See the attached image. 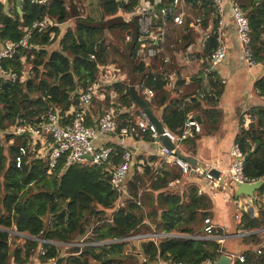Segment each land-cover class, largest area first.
Here are the masks:
<instances>
[{
  "label": "trees",
  "instance_id": "1",
  "mask_svg": "<svg viewBox=\"0 0 264 264\" xmlns=\"http://www.w3.org/2000/svg\"><path fill=\"white\" fill-rule=\"evenodd\" d=\"M74 1L24 0L21 13H6L0 3L1 41L17 43L24 35L23 28H30L33 22L45 18L51 21L40 30L33 28L29 44L18 47L14 54L1 60L5 74L0 75V264H31L36 255L41 264H156L159 258L164 262L197 264L206 258L218 259L221 250L214 239L167 235L157 239L124 240L131 234L155 231L197 234L202 232L205 218L210 217L212 198L206 192H199L196 182L185 179L181 182V177L187 175L180 176L162 156L153 154L146 158L132 153L133 164L123 183L124 192L120 194L115 193L109 183L106 164L73 163L58 174L60 164L56 171L49 173L44 158L35 156V151L29 149L26 136L5 133L17 122H41L49 110L63 112L78 106L79 92L98 79L104 65L121 69L123 78L102 85L104 97H93L91 106L97 107L99 115L112 108L120 125L134 123L141 110L129 87L141 82L154 94L148 99L144 89L137 88L139 94L146 99L151 111L159 114L166 129L177 133L190 112L201 116L200 132L182 142L189 143L192 138L216 130L221 112L214 98L219 94L221 82L212 69L209 89L203 87L202 97L198 91V98L186 102L173 98L168 70L175 67L174 59L163 61L162 51L157 52L149 64L137 58V21L130 24L112 19L105 26L91 24L98 18L103 20L104 15H115L118 12L116 0H98L102 7L98 17L86 16L83 20L77 19L72 26L66 25L72 16L70 2L77 9L82 5ZM186 1L196 7L193 14L205 17V27L208 18L212 19L210 37L196 54L197 58H208L217 47L218 14L212 0ZM232 1L248 18L255 62H263L264 0ZM121 5L131 11L137 0H127ZM64 24L66 27L62 30ZM181 28L183 37L192 39V29L186 25ZM106 32L111 33L110 38ZM55 41L57 44L53 45ZM157 45L160 47L161 40ZM10 73L16 74L15 79L7 76ZM254 87L264 94V76L255 81ZM251 112L257 116V121L247 128L241 126L235 142L244 155L251 152L244 160L243 170L256 181L264 179V106L253 107ZM90 113L89 109L85 114L86 124L94 125ZM10 139L12 142L7 143ZM20 145L27 146L28 152L16 166L15 155ZM110 145L114 149L111 162L121 163L126 148L115 143ZM175 179H179L178 182L169 185V181ZM119 195L121 203L116 204ZM255 196L259 199L264 196V183L255 191ZM239 224L246 231L264 227V201L257 208V214L244 210ZM13 228L28 236L13 234L10 231ZM44 230L43 240L47 242L34 239ZM82 236L89 244L69 247L67 256L62 255L63 245L51 242H70ZM259 236V233L245 236V241L260 244L261 248L254 254L246 251L240 264H264V240ZM94 242L99 244H91ZM129 247L136 250L127 252ZM39 248L45 252L41 254Z\"/></svg>",
  "mask_w": 264,
  "mask_h": 264
},
{
  "label": "built area",
  "instance_id": "2",
  "mask_svg": "<svg viewBox=\"0 0 264 264\" xmlns=\"http://www.w3.org/2000/svg\"><path fill=\"white\" fill-rule=\"evenodd\" d=\"M120 5L127 0H116ZM213 6L218 14V26H217V47L214 49L208 62L211 67H217L225 58L226 48L222 40L221 31L225 14L226 6L229 7L234 27L236 31L237 40L240 46V51L244 57L247 66H253L256 64L253 53L250 47V27L249 21L244 14L241 7L232 0H212ZM192 2L186 0H137V5L131 11H126L120 7L122 19L125 22L138 23V47L136 56L138 59L146 64L151 63V59L155 54L161 51L157 45L159 40L165 37L166 30L169 23L177 26H187L188 28L201 29L205 17L203 15H192L188 12V5ZM167 16V17H165ZM48 23H51L48 18L40 21H35L30 28H23L24 35L17 43L11 41H5L0 48V75H4L5 72L1 67V60L5 57H9L16 52L18 47H26L29 44V37L33 28L39 30L44 28ZM204 28V27H203ZM212 29V19L208 18L206 28L202 33V38L199 43V47L203 48L207 39L210 37ZM188 50H194L195 45L193 42L188 43ZM163 61L167 62V59L163 58ZM101 74L96 81L89 83L83 90L79 92L78 106H72L70 109L60 112L49 110L42 121L39 123H15L5 130L6 134L16 136H26L29 141V149L35 151V156H40L48 164V172L56 171L61 164L60 172L67 166L73 163L82 165H103L106 164V172L109 175V183L115 193L124 192L123 183L126 180L132 161V152L126 148L123 140L132 137L147 136L156 142L161 154L165 161L171 163L180 176L188 175L195 168L184 159L174 154V149H169L164 146L159 139L160 134L157 131L155 123L150 120L144 112H140L134 123H127L120 125L116 116V113L112 108H108L102 114H100L94 125L86 124L85 114L91 106L93 97H104L102 92V85L110 83L112 80H118L120 78L121 71L119 68L112 65H104L101 67ZM11 79H15L16 74L10 73L7 75ZM172 78L170 73L168 74V80ZM112 82V81H111ZM137 88H143L148 99L153 96V90L149 87L143 86L141 82L135 84ZM201 130L200 122L194 115L188 114L183 125L178 128V132H172L164 127L161 135L167 136L171 141L175 143V147L178 149V144L191 136L194 133H199ZM99 136H109L111 139L108 142H104L101 145H95L96 139ZM9 142V141H8ZM12 142V139H10ZM110 143H115L126 148L123 153V160L121 163L113 164L111 162L112 155L114 153L113 147ZM39 144V147L36 145ZM27 146L20 145L15 155L16 166H19L23 160V157L27 154ZM232 163L229 168V179L234 184L251 183L255 180L250 179L245 175L244 166V154L240 150L238 144L233 142L229 152ZM198 173L203 176L204 179L212 181L214 184H218L222 180L221 174L218 177L212 175L207 170L200 168ZM179 179L169 181V185L177 183ZM202 192V189H199ZM120 196V195H119ZM118 196V197H119ZM118 199V198H117ZM116 200V204H120ZM215 225L213 221L207 217L204 220L203 231L193 235L186 234H171V233H136L128 235L124 240H134L142 238H154L157 239L161 236H180L190 237L193 239L209 240L214 236ZM16 232V231H15ZM46 241L47 240H41ZM89 243L84 242L78 244V246L87 245ZM91 244H99L94 242ZM40 253L45 252L44 249L39 248ZM259 252V250H258ZM239 261L244 260V255L238 257ZM217 259L206 258L197 264H215ZM167 264H191L183 261L171 262Z\"/></svg>",
  "mask_w": 264,
  "mask_h": 264
},
{
  "label": "crops",
  "instance_id": "3",
  "mask_svg": "<svg viewBox=\"0 0 264 264\" xmlns=\"http://www.w3.org/2000/svg\"><path fill=\"white\" fill-rule=\"evenodd\" d=\"M45 1L47 0L42 2ZM0 3H2L6 13H14L15 11L21 13L22 4L17 6L16 0H0ZM120 7L121 5L118 3V12L110 18L122 17ZM186 8L192 15L193 11H196V7L194 8L192 3ZM73 9L75 10V6ZM69 10H71L70 7ZM203 27L191 30L192 39L187 40L183 37L181 26L169 23L166 36L161 40L160 49L164 58L168 61L172 57L175 64V67L171 66L168 70L172 75V78L168 80V85L171 88L170 96L183 99V102L193 97L198 98V91H200L199 96L202 97V94L205 93L203 87L206 90L209 89L210 65L208 58L196 57L197 51L201 49L199 43L204 31ZM221 36L226 48L225 58L217 67H211L216 78L221 82V85H218L219 94L214 98L217 102L216 107L221 112L217 128L212 132L203 133L199 138L190 139L189 143L181 141L178 144V150L195 159V163L191 164L195 170L187 176L181 177V182L184 179L185 181L196 182L199 189L201 188L212 198L209 218L213 221L217 233L211 239L216 240L221 255L227 254L230 257V264H240L242 262L239 261V256L245 255L246 251L252 254L258 253L261 248L260 244L245 241V236L259 233L261 240H264V227L249 231L239 227L242 213L247 210L251 215L257 214V208L261 206V201H264V196L259 199L255 196V192L252 195L239 194L236 196L235 184L230 181L228 175L232 163L229 152L233 142H235L239 128L241 126L247 128L250 123L257 121V116L251 112V108L264 106V94L254 87L255 81L264 76V61L253 66L246 65L228 6L225 9ZM190 42L194 43V50H188L185 47L186 43ZM3 44L4 41L0 40V48ZM119 76L122 79L123 73ZM211 90H216V88L211 87ZM133 107L134 105L131 106L134 111L135 107ZM89 109L94 122L99 115V110L94 106H90ZM154 114L160 119L158 113L155 112ZM190 114L199 115L192 112ZM110 140L109 136H99L95 145L98 146ZM123 142L128 150L134 148L136 149L134 153L143 154L146 158L153 154L163 157L159 145L154 143L150 137H128ZM175 149L177 148L175 147ZM200 168L218 170L222 180L216 185L212 181L204 179L198 173ZM12 233H15L14 230ZM155 233L159 232L155 231ZM171 234L180 233L172 232ZM167 263L159 258L156 264ZM31 264H40V262L35 258Z\"/></svg>",
  "mask_w": 264,
  "mask_h": 264
},
{
  "label": "water",
  "instance_id": "4",
  "mask_svg": "<svg viewBox=\"0 0 264 264\" xmlns=\"http://www.w3.org/2000/svg\"><path fill=\"white\" fill-rule=\"evenodd\" d=\"M23 0H16V4L17 6H21ZM33 2H42L43 0H31ZM71 8V7H70ZM71 13L73 15H76L75 10L72 8V10H70ZM78 20H83V18H81V16L77 17ZM112 19H119L121 21H123L121 16H115L109 20ZM124 22V21H123ZM130 24H132L130 22ZM129 91L131 93L132 98L135 101V104L140 108V110L142 112H144V114L150 119L152 120L156 127H157V131L160 134L159 139L162 142V144L166 147H168L169 149H174V154L177 155L178 157L184 159L185 161L189 162L190 164H194L195 163V159L192 158L191 156L185 155L183 153H181L178 149H175V143L173 141H171L167 136L161 135V133L163 132V124L161 122V120L151 111V109L148 106V103L146 101V99L141 96L138 92V90L136 89L134 84H131L129 87ZM195 118L201 122V117L199 115H195ZM155 143V142H154ZM133 153L136 151V149L132 148L130 149ZM251 155V152H248L244 155V160L248 159L249 156ZM131 164H133V161H131ZM212 175H214L215 177H218L220 175V172L214 168H211L209 170ZM264 183V179H259L256 180L254 182L251 183H244V184H235L236 187V196H238L239 194H244V195H252L262 184ZM201 231H203V228L201 229ZM44 234H45V230L41 233V235L39 237H34V239L36 240H43L44 238ZM215 264H230V257L227 254H222L217 260Z\"/></svg>",
  "mask_w": 264,
  "mask_h": 264
},
{
  "label": "rangeland",
  "instance_id": "5",
  "mask_svg": "<svg viewBox=\"0 0 264 264\" xmlns=\"http://www.w3.org/2000/svg\"><path fill=\"white\" fill-rule=\"evenodd\" d=\"M76 1H80V3L82 4V5H79V8L77 9V7H75V13H76V15H73L72 13V16L70 17V19H69V21H68V24H66V25H74L75 23H76V20H77V17L79 16H81V18H85L86 16H88V17H90V16H92V17H94V16H96V17H98L99 16V13H101V11H102V7H101V5L99 4V2H97L98 0H76ZM76 1H74V2H76ZM77 3V2H76ZM85 4V6H83ZM73 6H74V3H71L70 2V4H69V7H71V10H72V8H73ZM195 15V14H194ZM103 17V20H99L100 18H98L97 19V21H91V24H95V23H103L104 24V26H105V24H108L109 22V19H111L110 17H105V15L104 16H102ZM66 25L64 24V25H62L61 27H62V30L66 27ZM110 32H106V36L108 37V38H110ZM57 44V41H55L54 43H53V45H56ZM120 71H121V69H120ZM26 74V71L24 72V75ZM113 78H111V80H110V82L111 81H114V80H112ZM5 142V141H4ZM7 142V141H6ZM5 142V143H6ZM7 143H11L10 142V140H9V142H7ZM119 202L121 201V198H120V196L118 197V199H117ZM13 230H14V228L13 229H11L10 231H12L13 232ZM14 232H15V230H14ZM15 234H21V233H18L17 231L15 232ZM23 235H27V234H25V233H22ZM28 236V235H27ZM11 237L12 236H10V239H11ZM51 242H54V243H58V244H61V245H63L64 246V248H63V250H62V255H64V256H67L68 254H69V251H70V249H68L69 247H71V246H77L78 244H81V243H84L85 242V240H84V236H82V237H76V238H74V239H72V241H70V242H57V241H51ZM136 249H135V247H129L126 251L127 252H134ZM78 254V253H77ZM38 257H37V255H36V259H37ZM35 259V256L33 257V260ZM41 264V263H40Z\"/></svg>",
  "mask_w": 264,
  "mask_h": 264
}]
</instances>
